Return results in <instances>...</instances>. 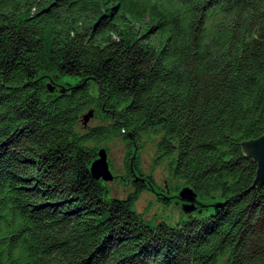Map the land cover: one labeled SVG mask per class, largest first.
I'll use <instances>...</instances> for the list:
<instances>
[{
    "label": "trees",
    "instance_id": "16d2710c",
    "mask_svg": "<svg viewBox=\"0 0 264 264\" xmlns=\"http://www.w3.org/2000/svg\"><path fill=\"white\" fill-rule=\"evenodd\" d=\"M262 136L264 0H0V264H264ZM147 139L206 205L174 226L90 172Z\"/></svg>",
    "mask_w": 264,
    "mask_h": 264
},
{
    "label": "rangeland",
    "instance_id": "374dc122",
    "mask_svg": "<svg viewBox=\"0 0 264 264\" xmlns=\"http://www.w3.org/2000/svg\"><path fill=\"white\" fill-rule=\"evenodd\" d=\"M46 78V84L52 87L53 92L63 90L64 84L70 86V84L73 85L76 82L58 78L55 75L47 76ZM96 124L97 120L90 118L87 126H95ZM82 127L84 126L80 123L79 131L83 130ZM143 144L139 153H135V151L128 153L127 146L120 140L108 142L99 147L106 150L109 170L114 177L113 181L104 182L102 180L109 189V196L126 198L131 191L132 185L124 177L127 168L126 161L129 158L131 160V170L136 172L137 168L141 169L147 176L144 180L149 188L139 196L135 203L134 208L138 213L143 214L152 224L163 221L173 226L184 220V218L195 215L199 206L196 207L197 209L191 215L184 212V203L179 196L180 191L184 187L177 188L175 183H170L166 162L160 161L158 158L154 140H144ZM150 176L153 179L152 181ZM201 204L203 206L201 209H205L206 205H203L202 202Z\"/></svg>",
    "mask_w": 264,
    "mask_h": 264
},
{
    "label": "water",
    "instance_id": "95a60500",
    "mask_svg": "<svg viewBox=\"0 0 264 264\" xmlns=\"http://www.w3.org/2000/svg\"><path fill=\"white\" fill-rule=\"evenodd\" d=\"M50 92H53L52 87L48 86ZM93 117V112L90 111L83 117L84 125ZM244 151L253 158L258 165L257 183H264V136L244 144ZM92 177L95 180H103L104 182L113 181L114 177L109 170L107 152L103 148L98 152V158L93 162L90 168ZM181 201L184 203V212L191 215L202 204L199 202L197 194L190 187H184L179 193ZM190 217V216H189Z\"/></svg>",
    "mask_w": 264,
    "mask_h": 264
}]
</instances>
